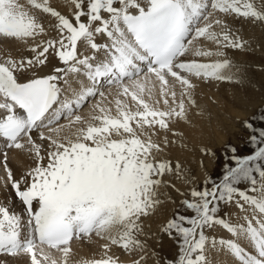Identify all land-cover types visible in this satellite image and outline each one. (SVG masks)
I'll list each match as a JSON object with an SVG mask.
<instances>
[{
  "label": "snow or ice",
  "instance_id": "1",
  "mask_svg": "<svg viewBox=\"0 0 264 264\" xmlns=\"http://www.w3.org/2000/svg\"><path fill=\"white\" fill-rule=\"evenodd\" d=\"M27 2L56 18L59 38L33 46L36 55L31 59L0 62V110L4 113L0 140L8 149L25 150L35 163L15 180L3 153L7 179L25 206L27 219L22 223V216L0 206V253L27 256L29 264H58L52 255L55 250L62 264H68L71 242L94 234L109 241L102 246L103 256L80 264H118L108 255L110 245L128 252L143 249L137 236L142 231L139 221L160 203L159 177L181 171L179 161L173 165L157 160L154 153L161 146L151 138L156 134L154 127L168 129L169 119L186 118V101L195 103L192 77L233 78L222 71L232 67L227 59L203 63L181 58L199 38L218 47L216 51L195 49L196 56H223L220 47L244 46L214 12L264 21V11L257 10L251 0H71L76 11L69 19L50 7L48 0ZM214 25L221 30H213ZM45 31L18 0H0V35L27 41ZM97 36L106 38L105 42H97ZM78 43L92 55L80 53ZM50 49L66 67L19 82L14 73L43 65ZM68 74L83 76L90 83L79 91L61 89L58 81L67 85ZM106 85L115 86L114 92L111 88L108 92L111 101L100 91ZM157 88L159 98L150 104ZM62 92H71V98L62 97ZM96 95L106 103L94 104L86 117L76 114ZM161 102L163 109L156 106ZM62 118L67 125L59 124ZM259 119L264 122V111ZM243 126L249 130L246 143L253 146L251 154L231 147L234 166L225 165L219 182L209 178L200 190L192 189V201L181 202L192 215L178 214L162 228L178 240V257L169 264H209V246L227 250L239 264H264V127L255 128L249 121ZM65 129L70 131L62 134ZM33 132L40 141H49L44 154ZM221 202H235L242 211L248 205L252 218L245 216L246 224L229 223L218 215ZM213 225L248 241L253 251L235 240L209 241L205 229Z\"/></svg>",
  "mask_w": 264,
  "mask_h": 264
},
{
  "label": "bare ground",
  "instance_id": "2",
  "mask_svg": "<svg viewBox=\"0 0 264 264\" xmlns=\"http://www.w3.org/2000/svg\"><path fill=\"white\" fill-rule=\"evenodd\" d=\"M48 1L50 7L59 11L64 16L73 17L74 12L76 11L74 4L71 3V0ZM38 2H42V0H38ZM251 2L254 4L257 10L264 11V0H251ZM21 4L24 6V9L29 12V14L34 15L38 18V20L43 24L46 31L44 34L36 37L35 40L30 38L27 39V41L0 36V60L2 62L8 59H13L16 61H26L28 58H32V56L35 57L36 55V53L31 51V48L33 46H35L36 44H40L41 41L59 38L58 32L55 28V25L57 23L56 18L52 17L50 14L43 13L38 9H34L32 5L28 4L27 0H22ZM213 16L216 17V14L213 13ZM217 17L218 19L225 21L228 28L231 30V34L233 36H238L243 42L244 46L242 48H239L241 52H247L250 55L253 52L258 59V63L249 66H243L242 74H234L235 70L238 67V61L236 59V54L232 51V49L226 51L227 47H220L219 50L223 52V56H196L194 54L195 49L216 51L218 46L213 42H208V40L194 41L193 45L190 46L191 50L183 59H196L203 63H210L217 60L222 61L224 59H227L228 61H230L232 67L224 69L222 71L225 75H231L233 78L231 80H216L213 78H211L210 80H206L202 78H191V82L194 85V88L191 90V99L194 100L195 103L189 104L186 101V118L173 117L168 120V129L161 130L156 126L153 129V131H155L156 133L168 132L172 135L170 136V140L167 141L166 145L162 139L156 137V134L151 135L152 140L160 144L161 146V151L154 153L157 160H177L190 165L189 167H191V165L194 163V161H197V158L200 155L202 156V158L200 159V161L202 162L205 157H212L210 154L204 153V149H208L210 150V152H212L214 148L212 139L214 137H219V126H222L224 124V119L230 120V118L227 117V113L224 112V107L227 106V111L230 113L237 112L236 107H238L245 100L240 94L241 90L245 88L247 91V95L251 96L255 92H260L258 88L262 87L264 84V39L261 45L254 46L252 44L253 42H250L249 38L253 34L252 19H247V21L244 23H236L234 22V20L229 18V15L226 16L225 14H217ZM213 30L219 32L221 30V26H215ZM96 39L106 40V38L100 36H97ZM254 39L256 42L259 41V38L257 36H254ZM40 50H42V48L37 49V51ZM78 50L80 53H90L89 50H86L80 44ZM51 51L52 49L49 50V54H53V52L51 53ZM53 58L58 62L50 58L45 62L44 65H36L34 67L29 66L24 68L23 70L16 71L14 74L17 76L19 82H26L30 79L45 76L48 73L50 74L52 73V68L55 65H64L59 59L55 57ZM255 67H262V71L258 69L256 70L257 72H255ZM75 83H78L77 88L74 87ZM67 85V88L79 91L81 86L85 85V82L81 77L75 76L73 78H69V82ZM149 87H151V85H149ZM176 90L177 95L179 96V85H177ZM111 91L114 92L115 89H111ZM108 92L109 91L106 92L107 100L111 101L113 100V96L108 95ZM262 92H264V90H261V93ZM65 94L71 96V92H67ZM145 98L148 99L147 95H145ZM158 98V88L153 89L152 99L148 102L151 104ZM97 103H106V101H103L100 97L98 100L86 104L85 107L77 114L85 117L88 116L89 112L92 111L93 105ZM129 104L131 106L130 99ZM109 106L111 107L113 114H115V104L112 103ZM156 106L159 108H165L162 102ZM3 114V110H0V116H2ZM244 114L249 115V112L246 111ZM222 115L224 119H222ZM133 126L135 127V125ZM69 131L70 129H65V132L62 134H67ZM219 138L220 140H222L221 145L224 144L226 140L224 139L225 136L220 135ZM37 143L44 144L47 147L49 145V141L47 140L40 141L39 139H37ZM203 153L205 154L204 156ZM42 154H44V149L42 150ZM8 157V161H10L8 163V167L10 168L12 174L15 176H19V178L21 176H24L30 168L35 166L33 159L25 150L12 151L8 154ZM44 163H47V158L45 159ZM182 167L184 168V165H182ZM18 169L22 172V174H19V171H17ZM197 175H200V173H198ZM9 183L11 182L8 181L7 174L5 173L4 168L0 163V191L5 190V192L7 193L8 189L6 187H8ZM11 194L12 193H9V197H11ZM2 201L5 202L6 200H4V198L0 196V206H2ZM165 203H170V201L167 200L165 201ZM170 211V206H164L160 202V204L156 206L155 210L152 211L153 213H149H152L151 215L142 216L140 218L139 223L142 231L139 234L143 242L142 250L145 254H147L144 261H140V264H147L148 258L156 246L159 245L162 247L163 244H169V242L165 241L167 239H165L163 243L160 244L159 238L161 235H163L160 232L162 227L171 216ZM236 212L237 215L233 218H230L229 220L232 224H246L244 217L248 216L249 219L252 218V210L250 207H248V205H245V210L243 211L237 207ZM253 223H255V221H253ZM216 229L220 234V238H218L217 241L222 238L224 240H237L239 242H246L245 240H240L237 237L232 236L220 225H216ZM139 234H137L138 239ZM105 243H109V241L96 237L93 234L91 239L85 237L80 241H73L71 247L73 248L74 253L77 256L97 255L99 256V258H101L105 251L102 246ZM218 249L219 246L215 248V251H217L218 253L213 254L216 258L213 259L212 264H237V262L233 259V257L227 250ZM139 250L140 249H136L132 252H128L122 248H119L117 245H110V248L108 249V255L116 258L118 262L121 260H128L130 263H132L135 254ZM15 259L18 260L20 264H27V260H24V257L17 256Z\"/></svg>",
  "mask_w": 264,
  "mask_h": 264
},
{
  "label": "rangeland",
  "instance_id": "3",
  "mask_svg": "<svg viewBox=\"0 0 264 264\" xmlns=\"http://www.w3.org/2000/svg\"><path fill=\"white\" fill-rule=\"evenodd\" d=\"M229 18L234 20V22L236 23H244L247 21L246 18H242V17L235 16V15H229ZM252 21H253L252 22L253 34L249 38V40L250 42H253L252 44L254 46L261 45L264 39V21H257L253 19ZM254 36H257L259 38L258 42L255 41ZM231 49L233 52H235L236 59L238 61V67L235 70L234 74H242L243 66H249V65L258 63V59L253 52L250 55L247 52H241L239 48H232V47H227L226 51H229ZM52 52L53 50L51 51V53ZM52 55L53 57L58 59V57L53 52V54H49V53L46 54V61L50 58L54 59ZM54 60L57 61L56 59ZM258 69L262 71V67L261 68L255 67L254 69L255 72H257L256 70ZM258 90L260 92H255L251 96L247 95V91L245 88L241 90L240 94L242 95V98H244L245 100L238 107H236L237 112L230 113L227 111V106L224 107V112L227 113V117L230 118V120H225L223 115L221 116L222 119H224V124L222 126H219L218 136L220 137V135H224L225 136L224 139H226L225 143L221 145L222 140H220L219 137H214L212 139L214 148L212 150V154H210L212 157H205L202 162L200 161V159L202 158V156L200 155L199 156L200 158L198 157L197 161H194L191 167H189L190 165L186 164L189 167V171L192 175V177L190 178V181H192L196 185L203 186L205 184V181L209 179V176H211L215 181L220 180L224 173L225 165L234 166V162L230 160V156L232 155L230 151L231 147L237 148L240 154H251V151L253 150V146L251 144L246 143L247 138L249 136V130L243 126V122L249 121L253 124L255 128L264 127V122H262L259 119V115L261 114L262 111H264V92L261 93V90H264V84L262 87H259ZM246 111L249 112V115L244 114ZM253 117H255L256 119H252ZM42 146H43L42 150L48 148L44 144H42ZM204 155L205 154L203 153V156ZM9 162L10 161H8V163ZM172 163L173 165H175L176 162L173 160ZM17 171H19V174H22V172L19 169ZM198 173H200V175H197ZM22 177L23 176H21L20 178ZM20 178L19 176L14 177L15 180H18ZM176 179H179V177H177ZM6 188L8 189L7 193L5 192V190L0 191V196L3 197L4 200H6L5 202L3 201L1 202L2 206L10 208L11 212H19V209L23 210V208L20 207L22 205L21 204L19 205V201L17 200V198L14 195V192L12 191L11 183H9L8 187ZM174 192L178 196L179 201H178V206L173 210L172 218H175L178 214L185 215V216H191L192 213L189 210H185L183 205H181L182 204L181 203L182 194L179 193L178 191H174ZM9 193H12L11 197H9ZM228 209L230 210V207L227 205H224L223 209L221 210L225 212H230ZM26 218L27 216L24 212V219ZM165 241L169 242V244L167 245L163 244L162 247L159 246L157 251L154 249L148 258L147 264H156V263L162 264L159 257L163 259L164 256L166 255L172 256L173 258L172 261L176 259V254L178 252L176 248L177 244H172L169 240H165ZM218 250H220V248ZM217 253H218L217 251H213V254H217ZM16 257L8 258V259H15ZM169 261L171 260H168V262Z\"/></svg>",
  "mask_w": 264,
  "mask_h": 264
}]
</instances>
